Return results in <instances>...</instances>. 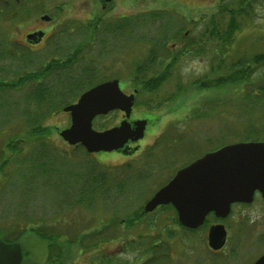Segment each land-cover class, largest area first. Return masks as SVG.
I'll use <instances>...</instances> for the list:
<instances>
[{
	"label": "rangeland",
	"instance_id": "374dc122",
	"mask_svg": "<svg viewBox=\"0 0 264 264\" xmlns=\"http://www.w3.org/2000/svg\"><path fill=\"white\" fill-rule=\"evenodd\" d=\"M11 1L0 0V54L5 53L0 56L2 80L7 78L6 80L10 79V82L19 74L39 68L49 61L47 57L49 54L56 52L63 57L66 52L74 51L75 47L84 44L85 38L87 39L83 25L89 20L103 17L105 20L101 22L100 28L107 29L106 32H99L87 49L81 48L76 63L71 65L70 69L64 70L61 77L76 83L79 80L77 78L82 79L84 71L94 83L116 78L120 81L119 85H125V91L132 89V85L127 81L128 76H131L136 64L145 61L147 47L139 40L149 34H151L149 37H152L156 30L148 32L138 30L136 34L122 36L112 29L114 19L131 17L152 9H166L181 19V26L186 32L194 35L202 26L200 16L212 14L219 2V0ZM102 4H105V8H102ZM254 9L256 11L253 22L243 27L232 46L231 54L235 60L264 51V1H257ZM42 15H51L52 20L49 24L40 20L39 17ZM192 20L197 22L191 23ZM50 25L54 27L51 40L46 41L44 45L41 43L29 46L31 50L22 46L26 33ZM157 27H159L157 23L151 25V28ZM64 29L68 32L60 33ZM8 38L12 40L11 43L7 41ZM103 38L104 44L100 42ZM80 40L82 41L79 42ZM170 44L175 46L179 42L172 41L168 43ZM16 46L26 50L24 52H27V55L24 54L22 58H10L13 52H18ZM54 46L57 51L54 50ZM207 69V62L203 58L194 59L186 56L178 70L181 76L179 85L178 81L172 79L164 83L156 94L140 97V100L149 98L162 103V107L157 110L158 119L154 122L160 121L172 131V136L166 141L168 147L159 149L158 158L152 159L146 151L144 156L136 153L127 159L113 150L84 155L77 159L76 153L80 151L68 146L58 135L60 130L70 124L68 113L61 109L48 115L42 123L52 130L48 140L58 148L60 156L67 154L73 161H78L70 166L60 164L56 167L59 175L71 185L67 184L70 189L60 190L56 195L51 191L47 192L40 180H29L27 174L18 178L11 174L8 178V174L13 171L12 160L6 167L0 169V235L8 239L19 237L22 249L27 252L26 256L23 254L21 264H102L101 259L105 261L104 258L115 257L110 264H139L142 261L139 254L130 249L122 252V246L143 234H151L145 239L147 244H158L160 238L161 242L168 246L167 257L164 255L162 264H251L264 254V200L259 193L254 194L253 201L246 206L237 207L233 204L230 215L219 221L229 228V235L225 246L215 254H212L206 244L208 226L218 222L214 218L209 217L206 225L198 232L188 234L177 230V226L172 224L170 211L157 210L154 213L155 223L152 228H147L149 223L146 221L151 215L141 216L140 219L134 215L129 216L139 212L144 202L180 166L183 167L186 163L222 145L241 142L247 135L258 136L259 141L264 137V69L253 70L254 73L246 82L223 88H201L198 80ZM86 79L87 77L82 79L79 88L70 90V93L64 96L63 102L69 104L75 101L77 98L73 99V94L78 95L82 91V87L88 83ZM32 85L33 83H27L19 91H7L6 95L0 92V157L3 155L0 160L11 157L12 153L4 147L3 139L7 133L8 137L12 136L14 126L21 119L20 109L27 108V105L23 104V99L30 92ZM177 86L182 87L180 95H176L178 98L175 101L168 102L178 93ZM6 98H10V104L15 100L19 102L16 104L17 110L13 109V105L11 108L4 104ZM40 110L42 111V107ZM49 110L50 108L43 110L42 113L45 111L44 114H48ZM5 111H9L8 114L5 115ZM112 119L113 117L95 118L93 128L98 130L101 126L108 127L113 123ZM20 124L23 126V123ZM157 128L152 126L147 131L153 132ZM158 134L159 132H155L152 136H147L146 143L152 142ZM147 146L146 144L145 148ZM125 162L131 165V176L124 168L121 169L126 165ZM95 164L110 170L108 180L105 178V181H109L106 188L110 191L106 193L105 190L101 194L95 191V194H92L85 192L86 189L83 188L84 191L80 194L81 189L78 188L81 184L77 185V182L82 179L81 168L86 165L89 167L94 165L97 168ZM25 171L24 168L23 173ZM89 175L91 177V174ZM73 184L76 187L72 186ZM89 184L91 183L88 181L87 186ZM81 195L83 199L81 198L79 202ZM112 216L116 217V221L112 222ZM124 217H131L135 222L131 226L121 220ZM151 217L153 219V216ZM40 221L43 223L39 225ZM119 221L123 223L120 224ZM165 225L176 230L174 238L165 236L166 227L163 229ZM36 226H41L43 236L30 231ZM11 228L14 230L11 231ZM4 230L8 233L6 234ZM50 235L57 239L52 238L54 246L48 250L45 239ZM81 236L85 237L78 242ZM112 237L115 238L111 239ZM161 248L163 252L162 246L158 245L157 250ZM146 257H152V253L148 251L143 259Z\"/></svg>",
	"mask_w": 264,
	"mask_h": 264
},
{
	"label": "trees",
	"instance_id": "16d2710c",
	"mask_svg": "<svg viewBox=\"0 0 264 264\" xmlns=\"http://www.w3.org/2000/svg\"><path fill=\"white\" fill-rule=\"evenodd\" d=\"M257 1L260 2L264 0H219L215 7V11L212 14H203L200 16L202 26L194 32V35L186 32L181 26V19H178L169 10V12L166 11V9H152L140 14H134L131 17H120L118 19H114L112 22V29H114L117 34L122 36L131 35L132 33L136 34L138 30L147 32L152 29L156 30L155 35H152V37H149L151 35L149 34L147 37H141L139 40L147 47V53L144 59L145 61L136 64L133 73L131 76H128L127 81L132 85L133 89L138 91L140 97H142V95L147 96L150 94H156L164 83L172 79L178 81L177 83L179 85L181 76L178 70L182 60L186 56L194 59L203 58V60L207 62L208 69L203 77L198 80V84L201 88H223L238 84L240 82L248 81L251 75L254 73L253 70L256 68L258 70L264 69V51L256 53L251 57L242 56L236 60L232 58L231 51L232 46L236 41L237 34L242 31L244 26H247L248 23L253 22L256 11L254 7ZM94 20H89L87 24L83 25L85 31L87 32V39L85 38L84 44L82 43L75 47L74 51L72 50V52H66L63 57L57 55L56 52L49 54V56H47L49 61L44 65L33 71L25 72V74L17 75V78H15L13 81L9 82L10 79L7 81V78L2 80L3 78L1 79L0 77V92L5 95L7 91H19L27 83H33V85L30 87V92L26 94L23 99V104L27 105V108L20 109L19 116L21 119L18 120L14 126L12 130V136L8 137L7 133L4 136L5 139H3L5 142L4 147L12 153L11 157L4 158L3 160L1 159L2 161L0 160L1 170L2 167H6L10 160H12L13 171L8 174V178L11 174L13 176L16 175L17 178L27 174L29 180H40L41 184L45 186L46 191H51V193H54L55 195L60 190L70 189V187L67 186V184H70L66 183V179L64 180L62 176L59 175V170L56 167H59L60 164H62V166H70L74 164L73 162H77L78 160L73 161L72 158H70L67 154L66 156H60L58 148L53 145L52 141L48 140L52 130L48 127H45L42 123L48 117V115L60 111L63 106L67 104V102H63L64 96L66 97V95L70 93V90L79 88L82 79L87 77L86 80L88 83L82 87V91H80L78 95L73 94V99L78 98V96L83 91L89 89L97 83H100H94L92 78L86 76L84 71L82 72V79L77 78L79 80H77L76 83H74L73 80L69 81V79H65V81L61 77V75L64 74V70L70 69L76 63L75 61H77L80 57L81 48L87 49L89 46H91V43L95 40V37L99 32H106L107 29L104 30L100 28L101 22H104L105 19L100 17L98 20ZM196 22V20L191 21V23ZM156 23L159 25V27H157V29L151 28V25ZM81 29L82 28H79V30ZM66 31L67 30L64 29L63 31H60V33ZM81 41L82 40L79 42ZM172 41L179 42V44H175V46H172V44L168 45V43ZM100 42H103L104 44V38ZM15 49H18V52H13L10 58H22L24 54L27 55V52H24L26 50H23L21 47L16 46ZM54 50L57 51L55 46ZM3 55H5V53L0 54L1 57ZM54 57L57 59H54ZM181 89L182 87L180 88V86H177L176 91L178 93H176L174 97H171L170 100L167 99L169 100L168 102L175 101V99L180 95ZM142 99V101L146 102L145 105L149 106L161 103L158 100L149 98V102L148 99ZM6 100L7 101L4 104H7L10 107L13 105V109L17 110L18 105L16 104H19L17 100H15L13 104L9 103L10 98H6ZM28 107L31 108L28 109ZM41 107L42 111L50 108V110L47 111L49 113L44 114L45 111L42 113L40 110ZM8 112L9 111H5V115L8 114ZM97 118H105V116H99ZM20 122L23 123L24 127L20 124ZM105 128L106 127L101 126V128L98 130ZM250 140L257 141L258 136L253 135V137H251V135H247V137L242 141ZM261 141H264V137H262ZM70 147L76 151H80V153H76L77 159H80V157L84 155L88 156V153L85 152L81 145L78 144L76 146ZM24 149H26V151H24ZM2 156L3 155H1L0 158H2ZM79 162L81 161L79 160ZM97 164H95L97 168L94 165L93 167L86 165V167L83 166L81 168V170H83L82 179H80L79 183L77 182V185L81 184L80 188H78V190L81 189L79 191L80 194L84 191L82 190L83 188L86 189L85 192H90L92 194H95V191H98L97 194H101L104 193L105 190H107L106 193H109L110 189L108 190L106 188L109 181L105 180H108V176L111 175L110 170L99 167ZM24 168L26 171L23 173ZM123 168L124 170L128 171L130 176L132 175L130 173L131 165L129 163H126V165H124L121 169ZM98 169L101 172L97 171ZM85 174L87 175V178H85ZM89 174H91V177ZM117 174L119 173L117 172ZM88 181L91 184L87 186ZM64 183H66L65 186H62ZM72 186L76 187L75 184ZM122 188L123 187H121V189ZM81 198L83 199V195L79 197V202L81 201ZM142 208L143 207L139 209V212H135L129 216H136L138 219H140L141 216H153V219L151 216L147 217L146 219V221L149 223L147 228H152L155 223L154 213H156V211L144 213L141 212ZM159 208L161 211H170L172 224L177 226V230L180 229L184 232H187L188 234H194L198 232L206 225L209 220L206 218L203 226L198 229L191 230L181 226L178 223L176 212L171 205H162ZM111 220L112 222L116 221V217L112 216ZM121 220L125 221L131 226L135 222L131 217H124ZM123 221H119L120 224L123 223ZM42 223L43 222L40 221L39 225ZM167 226L168 225H165L163 227V229L166 227L165 236L174 238L176 235V230L169 229ZM36 227L30 231L34 232L36 235L38 234L39 236H43L44 234H42V231L40 230L41 226ZM12 230L14 229L11 228V231ZM15 230H17L16 227ZM4 231L6 234L8 233L6 230ZM0 236L4 237L2 235ZM149 236H151V234L139 235L136 240L133 239L126 242L124 246L121 245L122 252H126V249H130L138 253L140 256L139 259H142L139 264H162L163 259L167 257L168 246L164 245L160 238L158 240L160 243L158 244H147L145 239H147L146 237ZM53 237L54 236L50 235L45 239L47 242V244H45L48 246V250L50 247L54 246L52 244ZM84 237L85 236H81L78 239V242L83 240ZM54 238L57 239V237ZM114 238L112 237L111 239ZM17 239H19V237L15 238L14 240ZM99 241L101 242L102 239H99ZM158 245L159 247H164L163 252H161L162 248L157 250ZM148 251L152 253V257H146L143 259ZM104 259L106 262L101 259L102 262H100L102 264H110L109 262L115 260L116 257L114 259Z\"/></svg>",
	"mask_w": 264,
	"mask_h": 264
},
{
	"label": "water",
	"instance_id": "95a60500",
	"mask_svg": "<svg viewBox=\"0 0 264 264\" xmlns=\"http://www.w3.org/2000/svg\"><path fill=\"white\" fill-rule=\"evenodd\" d=\"M40 19L46 21L49 17ZM132 101L133 95L121 92L118 80L99 83L83 92L75 103L63 107V112L69 114L70 124L58 134L67 144H80L89 154L121 149L127 141L142 138L145 121L133 122L132 128L123 120L116 127L96 131L92 128V120L112 110L124 111L128 118ZM256 191L264 199V142H236L206 153L179 169L145 203L143 211L151 212L159 205L170 204L181 226L196 229L210 212L225 218L231 204L251 203ZM225 242L224 226H210L207 246L217 251ZM21 261L20 244L0 239V264H20ZM252 264H264V254Z\"/></svg>",
	"mask_w": 264,
	"mask_h": 264
},
{
	"label": "flooded vegetation",
	"instance_id": "af4514ba",
	"mask_svg": "<svg viewBox=\"0 0 264 264\" xmlns=\"http://www.w3.org/2000/svg\"><path fill=\"white\" fill-rule=\"evenodd\" d=\"M12 1L18 2L20 0H12ZM98 1L101 2L102 0H98ZM104 1L107 2L106 0H104ZM7 4H9V3H7ZM102 8H105V4H102ZM46 11H48V10H46ZM49 17H50L49 20L44 21L45 24H49V22L52 20L51 15ZM45 27L46 28H42V27L41 28H36V29H33L32 31H30L29 33H26L24 35L25 42L22 43L23 44L22 46H24L25 48L31 50L29 46H34V45L41 44V43H43V45H44V43H46V41L48 42V40H51V34H52V30L54 29V27H53V25H50L49 27H47V26H45ZM7 41L11 43L12 40L10 38H8ZM54 59H57V58L54 57ZM124 87H125L124 84H123V86L120 85V89H121V91L123 93H125L126 95H130V94L133 93V95H134L133 106L131 108L130 115L126 119V121L131 124L132 128H133L132 123L135 122V121H145L146 123H145V128H144V131H143V137L140 140L136 141V142L128 141L124 145V147L122 149L118 150V152H119V154L121 156H123L124 158H127V159L129 157H132L136 153L139 154V155H143L144 156L146 151H147V153L150 155V157L152 159L158 158L159 149L167 148L168 144H166V141H167V139L170 136H172L171 135L172 131L170 130L171 129L170 127L166 128V126H164L163 123H161L160 121L154 122V121H156L158 119L157 110H159L162 107V105H161L162 103H157L156 105H151V106L145 105L146 102L140 100V95L138 94V91L136 89H131V91H125ZM105 117H113V119H112L113 123L111 125H109V127L117 126L121 121L125 120L124 113L122 111H119V110L111 111L107 115H105ZM152 126L158 127L153 132L154 133L155 132H159V134L155 137L156 139L154 138L153 141L148 144V143H146L145 139H146L147 136H152L154 134L151 131H147ZM160 129H162V130L160 131ZM161 134H164V135L160 137ZM146 144L148 145L147 148H145ZM125 163H128V162H125ZM188 163H186V164H188ZM180 168H182V166L177 168L174 171V173L166 180V182L163 183L160 187L164 186L173 177V175L176 173V171L178 169H180ZM159 188H157V190ZM234 205L237 206V207L244 206L242 203H235ZM158 209H160V208L157 207L154 211H156ZM231 211H232V208H231ZM209 216H212V214H209L208 217ZM212 218H214V216ZM226 230H227V239H226V242H227L228 235H229L228 234L229 228L226 227ZM2 239L6 243H12V242L17 241V240H14V239H8V238H4V237H2ZM21 249H22V246H21ZM21 251H23V249ZM220 251H216V252H214V254L218 253ZM22 256H23V253H22ZM22 261H23V258H22Z\"/></svg>",
	"mask_w": 264,
	"mask_h": 264
}]
</instances>
